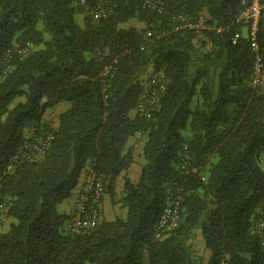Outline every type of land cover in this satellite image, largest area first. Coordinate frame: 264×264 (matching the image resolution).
I'll use <instances>...</instances> for the list:
<instances>
[{"label": "trees", "instance_id": "16d2710c", "mask_svg": "<svg viewBox=\"0 0 264 264\" xmlns=\"http://www.w3.org/2000/svg\"><path fill=\"white\" fill-rule=\"evenodd\" d=\"M98 1L86 0L87 10L81 0H0V194L16 219L0 231V264H193L197 228L212 252L208 264L223 257L264 264L263 246L249 231L264 202V90L252 85L254 52L236 23L247 0H158L162 13L143 8L144 0H107L111 13L97 19ZM204 11L199 32L172 30V14ZM132 18L147 26H121ZM148 30L155 35L146 37ZM258 39L264 52V19ZM15 46L29 52L14 55L4 73ZM114 57L118 68L104 90L100 73ZM150 66L164 69L167 90L149 116L131 117ZM60 102L70 107L52 127L49 150L5 172L25 129L44 123ZM137 133L146 136L147 162L137 183L124 177L126 216L71 236L72 213L59 206L89 167L117 203L116 179L134 161L126 144ZM185 144L198 166L190 174L181 164ZM171 185L182 187L181 220L155 239Z\"/></svg>", "mask_w": 264, "mask_h": 264}, {"label": "built area", "instance_id": "2783aa9c", "mask_svg": "<svg viewBox=\"0 0 264 264\" xmlns=\"http://www.w3.org/2000/svg\"><path fill=\"white\" fill-rule=\"evenodd\" d=\"M86 6V0H81ZM142 7L151 9L159 13L164 12L165 8L158 0H144ZM93 14L97 19L107 17L112 8L107 0L98 1ZM264 19V0L244 1L243 8L236 17V23L242 24L246 30L247 38L250 41L254 52V65L252 73V85L264 90V52L258 39L260 23ZM172 30H181L186 28L194 29L199 32L205 27V21L200 16L193 17L189 13H175L171 15ZM165 30L158 32L157 36H162ZM154 31L148 30L146 37H153ZM238 35L232 37V42L237 43ZM143 48V46H142ZM29 52L28 46H15L9 50L3 63V72L11 70L12 58L14 55L24 57ZM118 68V58L114 57L104 63L101 70V77L104 81V90L107 87V80L113 77ZM169 80L163 68L152 69L143 79V89L139 95L136 104L138 115L149 116L152 111L158 107L162 96L165 94ZM54 138V132L51 125L47 123H35L29 126L28 134L25 136L18 150L11 156L6 165L5 172H12L18 162L24 160H37L49 150ZM181 164L187 174L197 171L195 154L189 144H185L182 153ZM106 181L103 175L98 174L94 168L89 167L85 174L82 189L78 195L75 208L72 212L68 224V233L76 236L95 229L103 221L102 202L105 194ZM183 199L182 187L169 186L166 191V198L163 210L154 227L155 239H163L174 231L181 220V202ZM8 205L5 196L0 194V223L7 215ZM252 235L258 237L264 250V202L257 208L252 223L249 227ZM220 264H228L226 257H223Z\"/></svg>", "mask_w": 264, "mask_h": 264}, {"label": "crops", "instance_id": "0c3cea01", "mask_svg": "<svg viewBox=\"0 0 264 264\" xmlns=\"http://www.w3.org/2000/svg\"><path fill=\"white\" fill-rule=\"evenodd\" d=\"M80 15H83V17H84V14L78 13V16H79L78 21L81 23ZM207 17H208V13L206 11H204L202 13V18L206 19ZM121 26L125 27V28L135 27L137 29H143L147 26V24H146V22L140 21L137 18H132L129 21L122 23ZM150 68H152V66H150L149 69ZM62 103L63 102H60L57 105L60 106ZM54 107H52V108H54ZM69 107H70V104L64 105V107H62V108H64V110H60L59 107L57 110H53L52 108L47 109L43 115L42 121L44 123L51 125V127H54V128L58 127L59 115L62 112H64L66 109H68ZM130 115H131V117H136L137 111L135 108L133 110H131ZM28 130H29V127H27L25 129V135L28 134ZM145 141H146V136L142 135L140 133H137L135 136H131L127 141V144H126L127 148L134 147V161L130 165V167L127 170L123 171L116 179V191H117V194H119V196H122V191H123V186H124V177L125 176H128L133 183H137L139 178H140L142 167L147 162V160L143 156V147H144ZM85 174H86V170H84L82 172L80 179H79V182H78L77 186L73 189L70 197L67 198L59 206L60 212L71 214L72 211L74 210L78 195H79V193L82 189V186H83ZM109 202L111 204V198H110L108 193H105L103 196V202H102L103 216H104L105 220H113L116 217V215L118 214V213H112L111 212V214L109 215V213L105 211L106 207H108ZM126 214H127V208L124 207L122 217H125ZM8 217L11 218L10 216H8ZM9 221H10V223L13 222L12 220H9ZM192 245H193L194 255L196 258V261L193 264H208V261L211 257L212 252L205 245V240H204L201 228H197L195 230V238L192 241Z\"/></svg>", "mask_w": 264, "mask_h": 264}, {"label": "rangeland", "instance_id": "374dc122", "mask_svg": "<svg viewBox=\"0 0 264 264\" xmlns=\"http://www.w3.org/2000/svg\"><path fill=\"white\" fill-rule=\"evenodd\" d=\"M83 18H84L83 15H80V19H81V21H82ZM77 19L79 20V16H78V14H77ZM244 31H246V30L244 29ZM151 70H152V68H150V69L147 71V73L144 75V78H146L147 74H148ZM20 99H22V98H20ZM20 99L17 98L16 100H14L13 103L11 104V106L14 105V104H16ZM69 104H70L69 102H63L60 106L57 105V106H55V107L52 108V109H53V110H57L58 107H59L60 110H64V108H62V107H64V105H69ZM261 159H262V165L264 166V154L261 156ZM116 198H117V201H118V202L115 203V204H113L112 202H111V204H110V202H109V203H108V207H106L105 211L108 212L109 215H110L111 212H112V213H118L116 216H121V217H122V215H123V208H124V205H123V203H122V201H121V196H119V194L116 195ZM9 220H12L13 222H16V219H15V218H13V217L9 218L8 215H6V217H5V219L3 220V222L0 223V231L7 230V229L10 227V224H11V223H10Z\"/></svg>", "mask_w": 264, "mask_h": 264}]
</instances>
